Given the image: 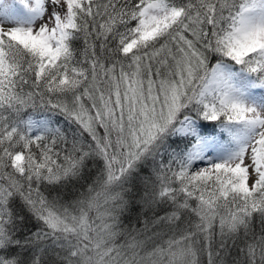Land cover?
Listing matches in <instances>:
<instances>
[{"label":"snow or ice","instance_id":"1","mask_svg":"<svg viewBox=\"0 0 264 264\" xmlns=\"http://www.w3.org/2000/svg\"><path fill=\"white\" fill-rule=\"evenodd\" d=\"M0 264H264V0H0Z\"/></svg>","mask_w":264,"mask_h":264}]
</instances>
